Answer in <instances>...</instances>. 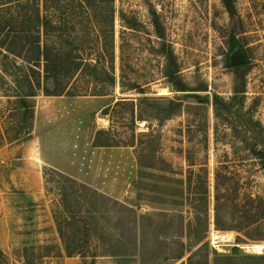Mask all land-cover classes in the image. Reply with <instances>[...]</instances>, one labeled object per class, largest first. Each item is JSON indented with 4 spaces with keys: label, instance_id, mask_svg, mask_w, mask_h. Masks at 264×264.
I'll list each match as a JSON object with an SVG mask.
<instances>
[{
    "label": "rangeland",
    "instance_id": "374dc122",
    "mask_svg": "<svg viewBox=\"0 0 264 264\" xmlns=\"http://www.w3.org/2000/svg\"><path fill=\"white\" fill-rule=\"evenodd\" d=\"M233 3L236 13L230 17L221 0H115V66L119 64V35L123 30L118 15L123 11L135 20V30L127 31L124 37L131 46L132 65L127 73L137 81L155 80L145 95L153 101L140 109L144 120L134 121L129 109L123 107L110 117L103 115V110L120 98H133L136 103L142 97L135 92L121 94L118 84L107 88L105 96L39 94L35 98L30 138L0 145V249L9 264H23L25 248L44 245L56 247L62 255L55 257L54 251L42 258L43 264L93 261L115 264L116 259L111 256L91 257L98 253L97 245H104L107 251L115 249L123 242L121 235L125 232L129 243L134 244L139 228L141 255L136 256L135 262H162L160 258L167 252L163 244L177 242L176 236L189 232L205 235L202 252L208 250L217 255L234 252L239 257L238 264H246L243 257L256 255L258 248L264 252V229L235 232L216 230L213 225L212 185L217 161L227 162L230 171H236L247 181L249 192L264 196V170L258 168L246 152L247 145L241 142L248 127L251 128L250 117L264 127V0H233ZM149 9L157 12L166 40L177 57L180 72L176 81L194 92H175L159 74L161 59L152 54L157 40ZM232 39L237 43L233 50ZM0 52L5 54L1 49ZM238 52L246 62L240 70H234L230 58ZM1 60L0 56V63ZM17 64L24 65L20 60ZM115 75L118 77V69ZM242 85L244 92L235 96L234 91H242ZM204 88L205 91H198ZM2 95L0 91L3 118L10 107ZM8 95H13L12 91ZM215 95L224 101L236 97L230 113L222 114L225 120L218 125L217 146L213 134ZM159 99L180 103L182 111ZM220 108L225 111V106ZM172 113L175 115L167 119L166 115ZM2 127L0 118V132ZM108 129L114 140L122 143H129L133 132L152 134L148 150L154 151L156 159L142 161L153 168L138 167L134 148L93 147L95 133ZM189 150L194 152L196 163H203L207 153L210 189L207 231L203 221L195 219L196 213L183 193L187 174L185 152ZM50 169L107 198V201L94 200L97 207L107 209L97 217L98 235L90 239L85 256L64 255L53 221L59 198L56 178ZM43 172L47 173L46 186ZM86 223L92 226L94 221L87 218ZM215 234L227 237L216 241ZM179 240L187 245L185 237ZM34 254L35 258L44 255ZM208 264H213L212 254Z\"/></svg>",
    "mask_w": 264,
    "mask_h": 264
},
{
    "label": "trees",
    "instance_id": "16d2710c",
    "mask_svg": "<svg viewBox=\"0 0 264 264\" xmlns=\"http://www.w3.org/2000/svg\"><path fill=\"white\" fill-rule=\"evenodd\" d=\"M114 2L115 0H0V49L5 52V54L0 52L2 58L0 91L10 107L7 115L0 117L3 126L0 132V145L3 142L13 143L30 138L34 122V100L39 94L44 97H99L107 95V88H113L118 84L121 94L135 92L142 97L138 98L136 103L133 98H120L107 106L103 110V115L110 117L117 109L123 107L129 109L132 120H144L140 109L153 101L145 95L148 93L150 83L155 80L137 81L128 76L127 70L132 65L129 54L131 46L124 37L128 35L127 31L131 33L135 30L133 23L135 20L129 18L123 11H119L118 15L123 30L119 35V64L116 68ZM221 2L230 17L235 15L233 0ZM149 15L153 36L157 40L156 49H153L152 54L161 59L159 74L175 92H194L195 90H189L183 83L176 81L180 70L173 47L166 40L157 12L149 9ZM236 44L232 39L230 49L236 48ZM19 60L24 65H18ZM242 67L243 65L233 66V69L240 70ZM116 69L118 77L115 75ZM243 88L242 85V91H234L235 96L243 93ZM10 91L13 95H8ZM198 91H205V88ZM235 96L229 101H224L216 95L213 98L215 146L219 142L218 125L225 120L222 114L230 113ZM158 101L173 106L176 111H182L180 103L167 99ZM220 106H225V111H221ZM173 115L175 113L166 115V118ZM249 122L251 128L248 127L241 142L247 145L246 152L256 161L258 168L264 170V127L253 117H250ZM110 132L109 129L97 131L92 140L93 147L134 148L138 167L153 168L152 165H144L142 161L145 158L151 161L156 159L154 151L148 150L152 134L133 132L130 142L122 143L115 141ZM102 137L105 139L101 141ZM254 139L256 142H251ZM185 153L187 162L183 192L185 201L196 213L195 219L203 221L204 229L207 231L210 198L207 153L203 157V163H196L198 161L195 160L194 152L189 150ZM48 171L56 178L54 184L57 186L59 199L53 212V221L57 236L62 242L64 255L85 256L84 252L89 248L90 239L98 235L97 217L107 209L104 206L97 207L94 200L107 201V198L57 171L51 169ZM138 174L143 177L141 171ZM43 176L46 186L47 173L43 172ZM249 188V183L243 181L236 171H230L227 162L217 161L212 185L213 225L216 230L241 232L264 229V196L249 192ZM87 218L94 221L92 226L86 223ZM141 235L142 231L139 228L137 241L131 244L125 232L121 235L123 242L120 246L107 251L104 245L103 247L97 245L98 253L91 257L95 259L111 256L116 259L115 264H147L134 261L138 254V257L141 255ZM182 237H185L187 245L179 240ZM176 238L177 242L168 243L165 240L166 244L162 243L167 246V252L162 259L160 258L162 262L158 264H208L210 254L213 256V264H238L237 253L217 255L208 250L202 252L205 235L189 232ZM196 247L198 248L192 251ZM54 251L55 257L62 255L54 246L44 245L36 248L32 246L23 250L21 259L23 264H43L40 262L42 258L49 257ZM35 252L38 254L43 252L44 255L35 258ZM243 258L246 264H264V252L260 248L257 249L256 255ZM0 264H9L1 249ZM92 264H95V261Z\"/></svg>",
    "mask_w": 264,
    "mask_h": 264
},
{
    "label": "water",
    "instance_id": "95a60500",
    "mask_svg": "<svg viewBox=\"0 0 264 264\" xmlns=\"http://www.w3.org/2000/svg\"><path fill=\"white\" fill-rule=\"evenodd\" d=\"M230 62L233 66L242 65L245 62L244 55L240 52L234 54L230 58Z\"/></svg>",
    "mask_w": 264,
    "mask_h": 264
},
{
    "label": "bare ground",
    "instance_id": "6f19581e",
    "mask_svg": "<svg viewBox=\"0 0 264 264\" xmlns=\"http://www.w3.org/2000/svg\"><path fill=\"white\" fill-rule=\"evenodd\" d=\"M218 234H219V233H218ZM226 237H227V236H225V235H217V234H215V235L213 236V240H216V241H222V240H224Z\"/></svg>",
    "mask_w": 264,
    "mask_h": 264
}]
</instances>
